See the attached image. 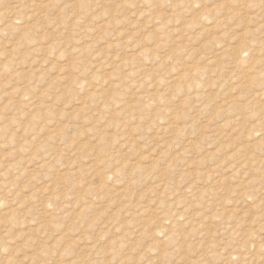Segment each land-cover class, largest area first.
Segmentation results:
<instances>
[{
    "label": "rangeland",
    "instance_id": "374dc122",
    "mask_svg": "<svg viewBox=\"0 0 264 264\" xmlns=\"http://www.w3.org/2000/svg\"><path fill=\"white\" fill-rule=\"evenodd\" d=\"M82 1L0 0V264H264V0Z\"/></svg>",
    "mask_w": 264,
    "mask_h": 264
},
{
    "label": "bare ground",
    "instance_id": "6f19581e",
    "mask_svg": "<svg viewBox=\"0 0 264 264\" xmlns=\"http://www.w3.org/2000/svg\"><path fill=\"white\" fill-rule=\"evenodd\" d=\"M87 1H92V0H83L82 1V3H83V6L84 7H86V6H88L89 4H88V2ZM17 15V14H16ZM114 18V17H113ZM12 23H13V21H12ZM93 29V28H92ZM118 43V42H117ZM120 46V45H119ZM129 46V45H128ZM77 52V51H76ZM240 52H241V48L240 49H238L236 52H234V54L236 55V53L239 55L240 54ZM147 53V52H146ZM145 54V53H144ZM147 55V54H146ZM133 57V56H132ZM134 58V57H133ZM99 66H101V65H99ZM107 67H108V65H107ZM99 68H101V67H99ZM144 70H142V71H139V74H141V75H144V74H146L145 72H143ZM201 74V73H200ZM18 75V74H17ZM96 75V74H95ZM94 75V76H95ZM201 75H204L203 73L201 74ZM148 76H149V74H148ZM203 77V76H202ZM261 77V76H260ZM95 77H93V79H94ZM98 78V77H97ZM255 78V77H254ZM255 79H257V78H255ZM259 79V78H258ZM78 80V79H77ZM77 80H74L73 82H76ZM105 80V79H104ZM259 80H261V79H259ZM82 81V80H81ZM100 81H102V80H100ZM255 81V80H254ZM79 82V81H78ZM78 82L77 83H74V84H78ZM253 82V81H252ZM103 83H104V81H103ZM255 83V82H254ZM258 84L260 83V81L259 82H257ZM257 84V85H258ZM101 87V86H100ZM195 95V94H194ZM99 96H101V95H99ZM158 100H159V98H158ZM162 100V99H161ZM83 107H85V106H83ZM39 111V110H38ZM40 112V111H39ZM91 119V118H90ZM177 121V120H176ZM56 126V125H55ZM58 126V125H57ZM192 126V125H191ZM162 129H164V128H162ZM162 131V130H161ZM160 131V132H161ZM163 131H165V130H163ZM179 131V130H178ZM172 132V131H171ZM175 133V132H174ZM96 134V133H95ZM145 171V170H144ZM71 176V175H70ZM73 176V175H72ZM105 176V175H104ZM103 176V177H104ZM150 176V175H149ZM102 177V178H103ZM70 178H72V177H70ZM76 179V178H75ZM104 179V178H103ZM71 181V180H70ZM104 185H106V184H104ZM72 186V185H71ZM106 187V186H105ZM8 190V189H7ZM164 216V215H163ZM243 256V255H242ZM252 260V259H251ZM243 261H244V259H243ZM250 261V260H249ZM246 262V261H245ZM248 262V261H247ZM246 262V263H247ZM242 264V263H241ZM249 264H250V262H249Z\"/></svg>",
    "mask_w": 264,
    "mask_h": 264
}]
</instances>
